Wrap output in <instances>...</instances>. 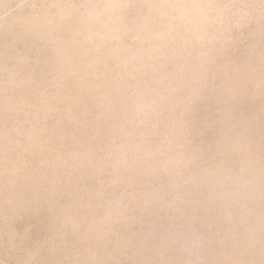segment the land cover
I'll return each instance as SVG.
<instances>
[{
	"label": "clouds",
	"instance_id": "clouds-1",
	"mask_svg": "<svg viewBox=\"0 0 264 264\" xmlns=\"http://www.w3.org/2000/svg\"><path fill=\"white\" fill-rule=\"evenodd\" d=\"M0 264H264V0H0Z\"/></svg>",
	"mask_w": 264,
	"mask_h": 264
}]
</instances>
